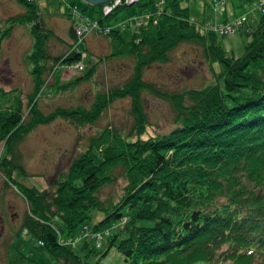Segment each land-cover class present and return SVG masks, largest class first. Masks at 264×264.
<instances>
[{"label":"trees","instance_id":"obj_1","mask_svg":"<svg viewBox=\"0 0 264 264\" xmlns=\"http://www.w3.org/2000/svg\"><path fill=\"white\" fill-rule=\"evenodd\" d=\"M15 1L24 11L0 28V51L15 26L27 28L33 44L24 61L32 89L23 95L16 88H0V172L6 186L26 202L22 227L58 264H101L111 246L127 264H264V7L259 0L260 15L247 29L238 57L221 44L223 34L191 21L181 0H137L143 7L159 3V12L155 4L153 8L156 23L113 28L104 34L109 53L94 62L86 48L78 47L82 41L74 31L72 10L65 13L74 19L68 30L71 43L67 52L55 56L48 41L62 40L44 26L37 1ZM226 1L211 6L217 11ZM127 7L103 16L101 6L86 4L90 16L85 8L81 16L109 25ZM182 43L202 48L212 81L200 88L160 91L144 79V71L169 62ZM119 58L133 59L131 75L120 85L96 91L89 107L59 105L48 112L39 107L42 96L73 90L91 81L103 61ZM79 62L83 67L74 78L61 82L55 76L76 70ZM46 74L53 76V84H47ZM144 92L171 104L174 127L168 132L149 134ZM124 98L132 116L127 129L104 126L91 135L87 147L46 188L16 180L15 171L27 175L19 145L38 126L57 119L78 128L93 126L111 103ZM110 185H120L119 193L102 197ZM94 211L102 218L91 224ZM7 264L36 263L10 244Z\"/></svg>","mask_w":264,"mask_h":264},{"label":"rangeland","instance_id":"obj_2","mask_svg":"<svg viewBox=\"0 0 264 264\" xmlns=\"http://www.w3.org/2000/svg\"><path fill=\"white\" fill-rule=\"evenodd\" d=\"M36 1L44 26L52 30L62 40L50 38L48 41L49 53L57 56L67 52V47L71 43L68 30L74 19H72L73 15L68 17L65 13L75 10V20H78L79 15L84 13L82 9L86 4L82 0ZM149 1L140 0V3ZM212 1L216 0H181V4L188 7L190 20L202 28L222 19L233 21L245 15L247 21L237 26L233 32L224 34L220 40L229 54L235 57L242 55L248 39L246 31L249 26L252 27L256 23L260 15V10L255 6L257 0L251 1V4L242 0H227L224 5L218 6L217 11L213 10ZM154 4L143 7L134 3L127 8L118 10L114 17L126 22L129 19H134L133 17L142 15L143 12L154 13ZM85 9L88 11L86 15L90 16L89 9ZM23 11L24 8L15 0H0V28L8 18ZM113 21L111 22L115 23ZM132 23L133 28L139 26L136 21H132ZM127 32V29H122L123 35H126ZM96 34L94 31L88 32L84 41L78 45L79 48H86L92 56L93 62L110 51V40L102 33L101 35ZM106 34L108 33L106 32ZM32 44V38L27 28L18 25L13 28L9 37L3 40L0 51V88L6 91L16 88L23 95L31 91L32 80L24 56L32 49ZM132 68V58L103 61L91 81L83 82L75 89L65 93L42 96L39 99V107L43 112H48L59 105L89 107L95 98L96 91L103 92L122 84L131 75ZM80 73L81 71L74 69L61 70L55 76L61 77V82H64ZM144 79L154 83L160 91L167 93L186 88H200L212 81L208 65L202 56V48L191 43H182L176 47L170 54L169 62L155 63L146 67ZM46 80L48 85L54 83L52 75L46 74ZM143 101L149 121V134L168 132L174 127L173 109L167 100L144 92ZM129 111V99L124 98L111 103L93 126L86 125L78 128L63 119H57L49 125L38 126L19 145L20 163L27 175L15 171L16 180L26 186L46 188L48 180L58 173H64L71 159L87 147L91 135L96 134L104 126L127 129L132 122ZM119 189L120 185L106 186L103 188L101 196L119 193ZM26 209L25 200L13 187L6 186L5 178L0 172V264H7V251L10 244L36 264H58L34 236L22 227V217ZM101 218L102 214L94 211L91 224L97 223ZM105 240L103 237L102 248L105 245ZM101 264H127V262L121 253L111 246L106 255L101 258Z\"/></svg>","mask_w":264,"mask_h":264},{"label":"built area","instance_id":"obj_3","mask_svg":"<svg viewBox=\"0 0 264 264\" xmlns=\"http://www.w3.org/2000/svg\"><path fill=\"white\" fill-rule=\"evenodd\" d=\"M137 0H112L110 3L102 5L101 7V12L103 14V16H107L109 15L111 12H113L117 7L120 6H125V5H130L134 2H136ZM160 2L162 3V0H160ZM259 6L260 7H264V0H259ZM160 5L159 3L155 4V8L156 11L159 12L160 11ZM153 13L151 12H145V14L141 15L140 17L136 16L133 17L134 19L132 20H128L125 22V20H120L117 21L115 24H103L102 26L99 25V22L97 20H91V19H87V18H80L76 21L75 26H74V31L76 34V37L78 38L79 41H82L86 34L90 31H94L96 33L99 34H106L109 33L113 28H124L126 27V24H133L132 21H136L137 24L140 25H145L147 24L149 21H153V23H156L155 18H152ZM246 20L245 16L242 15L240 18L235 19L233 21H226V22H222V23H210L206 26L207 29L209 30H213V31H217L219 34H227V33H231L233 32L237 26L241 25L244 21ZM144 22V23H143ZM147 22V23H146ZM78 44V43H77ZM74 49L80 53V58L83 59L85 58V53L78 51V47L77 45L74 46ZM83 67L82 62H79L77 64L74 65V68L76 70H81ZM126 220L125 217L122 218V221L124 222ZM83 231H85L84 233H87V230L83 229ZM94 237L96 239H99L101 237V235L99 233H93ZM98 245V243H97Z\"/></svg>","mask_w":264,"mask_h":264},{"label":"water","instance_id":"obj_4","mask_svg":"<svg viewBox=\"0 0 264 264\" xmlns=\"http://www.w3.org/2000/svg\"><path fill=\"white\" fill-rule=\"evenodd\" d=\"M84 3L91 6H102L110 3L112 0H82Z\"/></svg>","mask_w":264,"mask_h":264},{"label":"crops","instance_id":"obj_5","mask_svg":"<svg viewBox=\"0 0 264 264\" xmlns=\"http://www.w3.org/2000/svg\"><path fill=\"white\" fill-rule=\"evenodd\" d=\"M223 20H226V19H223Z\"/></svg>","mask_w":264,"mask_h":264}]
</instances>
